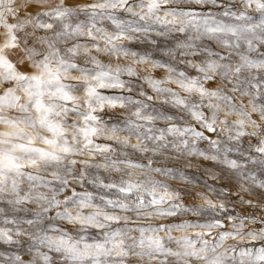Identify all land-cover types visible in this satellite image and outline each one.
Here are the masks:
<instances>
[{
	"label": "snow or ice",
	"instance_id": "obj_1",
	"mask_svg": "<svg viewBox=\"0 0 264 264\" xmlns=\"http://www.w3.org/2000/svg\"><path fill=\"white\" fill-rule=\"evenodd\" d=\"M0 264H264V0H0Z\"/></svg>",
	"mask_w": 264,
	"mask_h": 264
},
{
	"label": "rangeland",
	"instance_id": "obj_2",
	"mask_svg": "<svg viewBox=\"0 0 264 264\" xmlns=\"http://www.w3.org/2000/svg\"><path fill=\"white\" fill-rule=\"evenodd\" d=\"M205 166L210 167L211 163L208 162V163L204 164L199 170L196 167H193V168H190V169H186V171L189 174L193 175L194 177H201L202 176V172H203V167H205ZM198 182H199V180H198Z\"/></svg>",
	"mask_w": 264,
	"mask_h": 264
}]
</instances>
